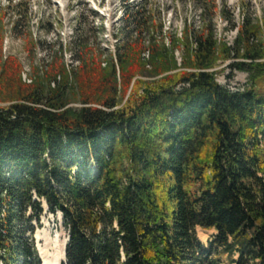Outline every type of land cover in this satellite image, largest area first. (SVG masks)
I'll use <instances>...</instances> for the list:
<instances>
[{"label":"trees","instance_id":"1","mask_svg":"<svg viewBox=\"0 0 264 264\" xmlns=\"http://www.w3.org/2000/svg\"><path fill=\"white\" fill-rule=\"evenodd\" d=\"M192 1L204 27L167 40L149 0H123L116 60L79 81L83 107L67 84L0 109V264H42L44 201L62 214L66 264H264V21L238 26L217 0ZM218 14L233 46L215 35ZM88 45L74 42L83 61ZM235 60L250 89L217 81ZM197 228L217 232L208 248Z\"/></svg>","mask_w":264,"mask_h":264},{"label":"rangeland","instance_id":"2","mask_svg":"<svg viewBox=\"0 0 264 264\" xmlns=\"http://www.w3.org/2000/svg\"><path fill=\"white\" fill-rule=\"evenodd\" d=\"M122 1L0 0V109H8L22 102L27 92L39 85L43 86L46 94H51L67 84L70 86L72 96L75 97L70 107H83L79 81H85L84 75L86 78H92L87 75L88 73L96 79L95 73L100 67L109 74L110 65L116 60L119 42L117 35L125 28L122 22L124 18ZM142 1L144 0H130V4ZM217 4L220 9L226 7L229 17L233 18L238 26L247 18L254 21V24L264 21V0H217ZM148 9L154 13L156 24L158 26L163 24L167 40L172 33L182 38L187 25L197 31L204 27L201 19L202 10L196 8L192 0H149ZM213 25L215 35L233 46L238 30H231V25L220 14L214 17ZM83 38L89 41L84 61L80 56H76L74 48V42ZM262 38L264 39V36ZM145 47H148L147 43ZM142 57L148 65L150 53L145 51ZM176 58L181 64L182 56L179 51L176 52ZM10 60H14L20 67L18 77L11 76ZM84 62L86 66L83 70ZM234 62L239 63L243 60L227 62L213 71L219 72L217 81L233 91L250 89L248 73L232 72L228 68ZM149 69L151 67L148 65ZM16 79L17 82H22L23 89L13 87ZM95 79L89 82H94ZM140 79L152 80L145 77ZM259 86L263 91L264 80L260 81ZM43 208L45 212L40 222L32 223L35 226L33 240L42 264L43 259L36 238L39 231L47 236L50 256L60 251L70 238L63 226L62 214L54 216L49 213L45 201ZM200 230L202 229L197 228L199 240ZM202 231L206 233L207 240L201 243L208 248L217 232ZM45 245V241L41 243L42 247ZM213 257L214 254H211L208 258L213 260ZM235 259H238V256ZM209 263L208 259L203 262ZM214 263L217 264V261ZM220 264H227L226 257Z\"/></svg>","mask_w":264,"mask_h":264},{"label":"bare ground","instance_id":"3","mask_svg":"<svg viewBox=\"0 0 264 264\" xmlns=\"http://www.w3.org/2000/svg\"><path fill=\"white\" fill-rule=\"evenodd\" d=\"M200 232H201L200 241L205 243L207 240L206 233L202 230H200ZM36 238L39 242V251H40V255L43 259V264H63L65 262V250H66V243L68 240H66L65 245L63 246V248L60 251H57L56 253H54L50 256L48 253L47 236H45L43 232L39 231L36 235ZM44 241L46 242V245H45V247H42L41 243Z\"/></svg>","mask_w":264,"mask_h":264},{"label":"water","instance_id":"4","mask_svg":"<svg viewBox=\"0 0 264 264\" xmlns=\"http://www.w3.org/2000/svg\"><path fill=\"white\" fill-rule=\"evenodd\" d=\"M46 205H47V203H46ZM61 217H62V216H61ZM69 240H70V238H68V241H67V243H66V250H65V263H66V261H67V245H68Z\"/></svg>","mask_w":264,"mask_h":264}]
</instances>
